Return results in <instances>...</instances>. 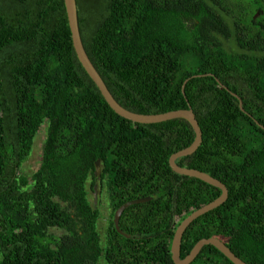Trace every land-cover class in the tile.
I'll return each instance as SVG.
<instances>
[{
	"label": "trees",
	"instance_id": "1",
	"mask_svg": "<svg viewBox=\"0 0 264 264\" xmlns=\"http://www.w3.org/2000/svg\"><path fill=\"white\" fill-rule=\"evenodd\" d=\"M74 1L83 50L113 100L139 115L188 106L201 141L175 164L226 189L185 228L179 259L215 238L264 264V0ZM42 125L27 183L17 173ZM192 139L182 119L141 125L109 109L75 57L62 0H0V264H172L174 229L219 195L168 167ZM88 180L104 197L102 238ZM145 197L119 216L128 238L117 234L114 211ZM189 264L231 263L206 245Z\"/></svg>",
	"mask_w": 264,
	"mask_h": 264
},
{
	"label": "water",
	"instance_id": "2",
	"mask_svg": "<svg viewBox=\"0 0 264 264\" xmlns=\"http://www.w3.org/2000/svg\"><path fill=\"white\" fill-rule=\"evenodd\" d=\"M65 16H66V22L68 31L70 34V40H71V46L74 51L75 57L80 64L83 71L86 73L88 78L91 80V82L96 87L97 91L99 92L100 96L102 97L105 104L109 107V109L118 117L129 121L134 124H141V125H149V124H156L161 123L173 119H182L184 120L191 128L193 132V139L192 142L189 144L188 147L175 152L171 154L167 159V164L169 169L171 170L172 174L178 177H189L193 179H197L200 182L209 185L219 191V195L217 198H215L210 203L198 208L197 210L191 212L189 215H187L183 220L179 222L177 227L174 229L173 235L171 237L170 246H169V253H170V260L172 264H189L195 256L198 254L200 249L203 246L209 245L213 247L216 251H218L226 260H228L231 264H244L242 261H240L238 258H236L219 240L215 238H209V239H200L198 240L189 250L187 255L183 257L182 259H179V244H180V238L185 230V228L197 217L205 214L206 212L213 210L220 206L226 199V189L225 187L218 182L217 180L211 178L210 176L198 172L196 170L192 169H186L179 167L175 164V161L181 157H186L191 155L199 146L201 141V133L197 126V123L194 119V115L192 114L190 108L187 106L184 110H175L170 112H165L162 114L157 115H139L135 113H131L125 109H123L121 106H119L111 97L109 92L107 91L105 85L103 84L102 80L100 79L99 75L94 70L93 66L89 62L87 56L85 55V52L83 50L79 34H78V28H77V18H76V9H75V1L74 0H62ZM256 16V15H254ZM209 76V75H207ZM199 77V76H198ZM188 79H185L181 85L180 92L183 94V87L184 84L187 82ZM215 82L219 87L224 89L226 91V88L221 86L219 82L214 79ZM230 95L237 100V106L241 112H243L241 108V102L239 98L231 94ZM255 124L264 131V128L258 125L256 122ZM149 201L148 197L135 199L126 203H123L120 205L113 213L112 215V225L116 231L117 234L123 236L124 238H128V236L121 233L117 228V222L119 219L120 214L122 211L127 208L130 205H136L141 204Z\"/></svg>",
	"mask_w": 264,
	"mask_h": 264
},
{
	"label": "rangeland",
	"instance_id": "3",
	"mask_svg": "<svg viewBox=\"0 0 264 264\" xmlns=\"http://www.w3.org/2000/svg\"><path fill=\"white\" fill-rule=\"evenodd\" d=\"M45 138V125H42L40 129L33 136L30 143V152L28 158L20 167L17 175L18 178L24 182L29 183L31 176L38 166L40 151ZM90 180L85 184L87 193V202L91 209L96 210L99 213V218L96 222V230L100 238L103 237L106 221L107 210L102 194H98L97 187L94 184H90ZM97 264H103L98 262Z\"/></svg>",
	"mask_w": 264,
	"mask_h": 264
},
{
	"label": "flooded vegetation",
	"instance_id": "4",
	"mask_svg": "<svg viewBox=\"0 0 264 264\" xmlns=\"http://www.w3.org/2000/svg\"><path fill=\"white\" fill-rule=\"evenodd\" d=\"M258 14H256V16H257Z\"/></svg>",
	"mask_w": 264,
	"mask_h": 264
}]
</instances>
